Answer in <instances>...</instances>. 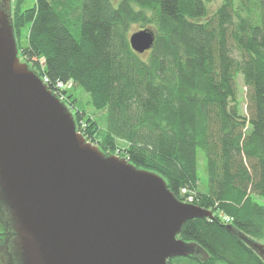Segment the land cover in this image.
<instances>
[{"label": "trees", "instance_id": "trees-1", "mask_svg": "<svg viewBox=\"0 0 264 264\" xmlns=\"http://www.w3.org/2000/svg\"><path fill=\"white\" fill-rule=\"evenodd\" d=\"M24 1L13 13L19 55L50 89L64 84L78 131L162 175L177 198L212 210L184 223L179 237L193 252L167 263L264 264L252 244L264 239V0H222L213 12L212 0H35L22 9ZM134 24L155 33L144 53L131 47ZM70 84L107 114L105 127L73 112ZM198 148L207 191L199 189ZM14 235L1 221L2 259Z\"/></svg>", "mask_w": 264, "mask_h": 264}, {"label": "water", "instance_id": "water-1", "mask_svg": "<svg viewBox=\"0 0 264 264\" xmlns=\"http://www.w3.org/2000/svg\"><path fill=\"white\" fill-rule=\"evenodd\" d=\"M155 33L130 35L144 53ZM0 214L15 233L8 264H168L193 252L184 223L212 210L183 201L155 171L105 153L21 61L13 21L0 18ZM247 239V238H245ZM264 259V245L253 242Z\"/></svg>", "mask_w": 264, "mask_h": 264}, {"label": "rangeland", "instance_id": "rangeland-1", "mask_svg": "<svg viewBox=\"0 0 264 264\" xmlns=\"http://www.w3.org/2000/svg\"><path fill=\"white\" fill-rule=\"evenodd\" d=\"M221 1L222 0H212L208 6L209 10L211 12H213L217 8V6L221 3ZM34 3H35V0H25L23 5H22V9L32 7L34 5ZM115 3H116V1H115ZM10 4H12L13 13H14L15 0H10ZM29 28H30V24H27L21 30V33L19 36V45L21 46V48L27 46ZM140 29H141V27L139 24H134L132 27L133 31L140 30ZM16 40H17V38H16ZM237 84H238V95H239V98L241 99L242 108H243L244 112H247V96H246L247 95V93H246L247 88L244 85L243 78L241 76L238 77ZM67 88H68L69 93H73V98L74 97L76 98L75 108H74L73 112H76L77 110L85 111L88 116L94 118L95 120H97L100 123L101 126L105 127L107 124V114L104 111L96 110L89 103V101H90L89 93H87L83 88L74 87L71 84L68 85ZM120 143H121V145H125L124 142H120ZM197 160H198L197 170H198V175H199V189L201 191H207V189H208V176H207V171H206L207 157L201 148H198V150H197ZM257 200L260 203L264 204V198L263 197L258 196ZM186 202H190V201H186ZM1 221L2 222L4 221V217L2 214H0V222ZM259 242L264 245V239H261ZM1 244H2V237L0 236V245ZM1 253H0V264H8L6 262L7 261L6 258L2 259ZM218 264H225V263L220 262Z\"/></svg>", "mask_w": 264, "mask_h": 264}, {"label": "flooded vegetation", "instance_id": "flooded-vegetation-1", "mask_svg": "<svg viewBox=\"0 0 264 264\" xmlns=\"http://www.w3.org/2000/svg\"><path fill=\"white\" fill-rule=\"evenodd\" d=\"M7 16L11 21H13V7L10 4V0H0V18ZM21 61L26 62L21 56Z\"/></svg>", "mask_w": 264, "mask_h": 264}, {"label": "built area", "instance_id": "built-area-1", "mask_svg": "<svg viewBox=\"0 0 264 264\" xmlns=\"http://www.w3.org/2000/svg\"><path fill=\"white\" fill-rule=\"evenodd\" d=\"M42 78V80H43V82L46 84L47 82H48V78L47 77H41ZM47 85V84H46ZM48 86V85H47ZM65 86H64V84H62V83H58L57 85H56V87L54 88V89H51L52 90V92L61 100V101H64V102H66L67 101V95H66V93H64L63 91H62V89L64 88ZM192 196H190L189 197V201L191 202V200H192Z\"/></svg>", "mask_w": 264, "mask_h": 264}]
</instances>
